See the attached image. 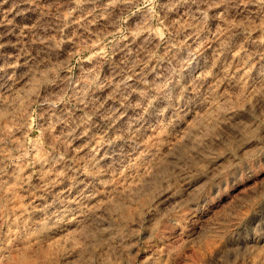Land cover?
I'll use <instances>...</instances> for the list:
<instances>
[{"label": "rangeland", "instance_id": "374dc122", "mask_svg": "<svg viewBox=\"0 0 264 264\" xmlns=\"http://www.w3.org/2000/svg\"><path fill=\"white\" fill-rule=\"evenodd\" d=\"M168 1L131 0L126 5L116 0H0L9 7L17 6L18 11L15 21L8 24L0 9V264H264V0H212L217 7L210 10L203 7L211 0ZM194 12L203 14L198 18ZM212 31L217 36V60L230 63L232 51L246 64L244 79L214 74L208 67L209 53L201 49L209 44ZM192 32L197 45L187 40ZM141 34L145 39H139ZM135 55L145 58L137 61ZM195 69L201 70L194 83L197 91L187 97L184 82ZM203 82L211 88L210 95L201 94ZM108 87H112L110 91ZM118 105L122 117L111 119ZM132 121L136 129L156 130L158 140L151 143L147 134L141 140ZM84 127L89 132L86 140L106 136L104 162L91 163L89 153L75 155L60 141L68 129ZM137 152L128 170L124 157ZM47 154L54 157L43 171L38 164ZM118 159L125 160L124 164ZM54 175L60 178L59 184L70 188L67 198L51 183ZM88 194L92 199L85 197ZM72 196H77L72 203L80 215L76 223L58 214Z\"/></svg>", "mask_w": 264, "mask_h": 264}, {"label": "bare ground", "instance_id": "6f19581e", "mask_svg": "<svg viewBox=\"0 0 264 264\" xmlns=\"http://www.w3.org/2000/svg\"><path fill=\"white\" fill-rule=\"evenodd\" d=\"M20 1H21V0H20ZM26 1H27V0H26ZM116 1H119L120 4H124V3H126V2H130V3H131V0H116ZM167 1H168V0H167ZM175 1H176V0H175ZM175 1H173V2H175ZM178 1H179V0H178ZM182 1H183V0H182ZM214 1H216V0H214ZM217 1H218V0H217ZM217 1H216V2H217ZM221 1H222V0H221ZM221 1H220V2H221ZM229 1H231V0H229ZM229 1H227V2H229ZM238 1H240V0H238ZM245 1H246V0H245ZM6 2H7V1H6ZM12 2H13V1H12ZM111 2H112V1H111ZM168 2H169V1H168ZM168 2H167V3H168ZM204 2H205V1H204ZM242 2H243V1H242ZM24 3H25V2H24ZM108 3H109V2H108ZM108 3H107V4H108ZM169 3L171 4V2H169ZM179 3H180V2H179ZM230 3L232 4V2H230ZM230 3H228V4H230ZM235 3H236V2H235ZM239 3H240V2H239ZM9 4H10V3H9ZM13 4H14V3H13ZM13 4H12V5H13ZM17 4H19V2H18ZM105 4H106V2H105ZM175 4H176V2H175ZM182 4H183V3H182ZM201 4H202V3H201ZM203 4H204V3H203ZM217 4H218V3H217ZM221 4H222V3H221ZM223 4H224V3H223ZM237 4H238V3H237ZM255 4H256V3H255ZM259 4H260V3H259ZM22 5H23V3H22ZM111 5H112V4H111ZM115 5H116V3H115ZM126 5H127V3H126ZM179 5H180V4H179ZM183 5H184V4H183ZM197 5H198V4H197ZM199 5H200V4H199ZM219 5H220V4H219ZM238 5H239V4H238ZM19 6H20V5H19ZM177 6H178V5H176V7H177ZM190 6H191V5H190ZM204 6H205V7H203V5H202V7L205 8L206 10H207V9H209V10H210V9H214L215 7H217V6H216V3L213 4L212 0H211V2L206 1V3H205ZM220 6H221V5H220ZM227 6H228V5H227ZM249 6H250V4H249ZM252 6H253V4H252ZM260 6H261V4H260ZM21 7H22V6H21ZM21 7H18V9L21 8ZM101 7H102V5H101ZM105 7H106V6H105ZM108 7H109V6H108ZM202 7H201V8H202ZM218 7H219V6H218ZM246 7H247V6H246ZM254 7H255V6H254ZM13 8H14V9H13ZM13 8H12V7H9V6L6 5L5 3L3 4V2H2V3L0 2V9H1L2 12H3V15H2V16H3V20H4L6 23H8V24H9L10 21H12V22L15 21V19H16V17H17V13H16V12H18V11H15V8H17V6H16V7L13 6ZM102 8H104V7H102ZM106 8H107V7H106ZM111 8L113 9V6H112ZM118 8H119V6H118ZM184 8H185V7H184ZM193 8H195V6H194ZM247 8H248V7H247ZM250 8L252 9L253 7H250ZM256 8H257V6H256ZM256 8H255V9H256ZM115 9H116V7H115ZM115 9H114V10H115ZM198 9H199V8H198ZM198 9H197V11H198ZM216 9H217V8H216ZM216 9H215V10H216ZM239 9H240V8H239ZM242 9H243V8H242ZM245 9H246V8H245ZM19 10H21V9H19ZM175 10H176V9H175ZM192 10L194 11V9H191V11H192ZM199 10H200V9H199ZM217 10H218V9H217ZM217 10H216V11H217ZM219 10H220V9H219ZM247 10H248V9H247ZM247 10H246V11H247ZM104 11H105V10H104ZM195 11H196V9H195ZM222 11H223V9H222ZM239 11H240V10H239ZM242 11H243V10H242ZM251 11H252V10H251ZM82 12L84 13V11H82ZM98 12H99V11H98ZM98 12H97V13H98ZM101 12H102V11H101ZM186 12H187V11H186ZM198 12H199V11H198ZM201 12H202V11H201ZM213 12H214V11H213ZM213 12L211 13V15L213 14ZM105 13H106V12H105ZM194 13H195V12H194ZM203 13H204V11H203ZM203 13H202V14H203ZM208 13H209V12H208ZM214 13H215V12H214ZM219 13H220V11H219ZM222 13H223V12H222ZM252 13H254V11H253ZM78 14H79V13H78ZM81 14H82V13H81ZM103 14H104V13H103ZM195 14H196L195 16L199 15V13H197V12H196ZM202 14L200 13V15H202ZM206 14H207V12H206ZM216 14H217V13H216ZM220 14H221V13H220ZM220 14H219V15H220ZM225 14H226V13H225ZM19 15H20V14H19ZM75 15H76V14H75ZM79 15H80V14H79ZM90 15H91V14H90ZM97 15H98V14H97ZM189 15H190V14H189ZM191 15H192V14H191ZM193 15H194V14H193ZM200 15H199V16H200ZM209 15H210V13H209ZM214 15H215V14H214ZM219 15H218V17H219ZM253 15H254V14H253ZM256 15H257V14H255V16H256ZM2 16H0V17H2ZM76 16H77V15H76ZM93 16H94V15H93ZM95 16H96V14H95ZM100 16H102V15H100ZM222 16H223V15H222ZM225 16H226V15H225ZM78 17H79V16H78ZM81 17H82V16H81ZM197 17H198V16H197ZM197 17H196V18H197ZM209 17H210V16H209ZM216 17H217V15H216ZM86 18H87V17H86ZM100 18H102V17H100ZM192 18H193V16H192ZM198 18H200V17H198ZM212 18H213V17H212ZM221 18H222V17H221ZM223 18L225 19L226 17H223ZM12 19H14V20H12ZM80 19L82 20V18H80ZM96 19H97V18H96ZM203 19H204V18H203ZM206 19H207V18H206ZM217 19H218V18H217ZM17 20H18V18H17ZM76 20H77V18H76ZM97 20H98V19H97ZM188 20H189V19H188ZM213 20H214V19H213ZM18 21H19V20H18ZM79 21H80V20H79ZM79 21H78V22H79ZM92 21L94 22V20H92ZM98 21H99V20H98ZM194 21H195V18H194ZM196 21H197V19H196ZM210 21H211V20H210ZM210 21H209V22H210ZM216 21H217V20H216ZM218 21H219V19H218ZM218 21H217V22H218ZM222 21H223V20H222ZM222 21L220 20V22H222ZM224 21H225V20H224ZM5 22H4V23H5ZM176 22H177V21H176ZM188 22L190 23V21H188ZM197 22H198V21H197ZM200 22H202V21H200ZM209 22H208V23H209ZM212 22H213V21H212ZM87 23L90 24L91 22L89 21V22H87ZM8 24H6V27H8ZM10 24H11V23H10ZM142 24H143V23H142ZM142 24H141V25H142ZM144 24H145V23H144ZM144 24H143V25H144ZM199 24H200V23H199ZM213 24H214V23H213ZM213 24H212V25H213ZM223 24H224V23H223ZM12 25H13V24H12ZM12 25H11V26H12ZM171 25H172V24H171ZM192 25H193V24H192ZM196 25H197V23H196ZM206 25H207V23H206ZM215 25H216V23H215ZM15 26H16V25H15ZM145 26H146V25H145ZM197 26H199V25H197ZM201 26H202V25H201ZM216 26H217V25H216ZM219 26H221V24H220ZM219 26H218V28H219ZM6 27H5V28H6ZM9 27H10V26H9ZM140 27H141V26H140ZM12 28H13V26H12ZM141 28H142V27H141ZM145 28H146V27H145ZM200 28H202V27H200ZM209 28H210V27H209ZM212 28L215 29V28H217V27H214V25H213ZM142 29H144V28H142ZM187 29H188V28H187ZM187 29H186L185 31H187ZM189 29H190V28H189ZM191 29H193V28H191ZM203 29H205V28H203ZM222 29H223V28H222ZM6 30H7V29H6ZM10 30H11V29H10ZM183 30H184V29H183ZM215 30L218 31V29H215ZM223 30H224V29H223ZM223 30H222V31H223ZM11 31H12V30H11ZM185 31H184V33H185ZM188 31H192V30H188ZM196 31H197V30H196ZM207 31H209V29H208ZM151 32H152V31H151ZM202 32H203V31H202ZM205 32H206V31H205ZM196 33H197V32H196ZM199 33H200V31H199ZM223 33H224V31H223ZM225 33H226V32H225ZM225 33H224V34H225ZM144 34H145V33H144ZM201 34H202V33H201ZM220 34H221V33H220ZM128 35H129V34H128ZM139 35H140V34H139ZM149 35H150V34H149ZM185 35H186V34H185ZM205 35H206V34H205ZM207 35H209V34H207ZM225 35H226V34H225ZM144 36H145V35H144ZM144 36H143V37H144ZM153 36H154V34H153ZM223 36H224V35H223ZM223 36L221 35V37H223ZM131 37H132V36H131ZM143 37H142V34H141V36L139 37V39H141V38H142V39H145V38H143ZM150 37H151V35H150ZM202 37H203V36H202ZM2 38H3V36H2ZM147 38H149V37L146 36V39H147ZM154 38H155V37H154ZM156 38H157V37H156ZM185 38H186V37H185ZM200 38H201V37H200ZM200 38L198 37V39H200ZM208 38H209V44H208V45L206 44L207 46L204 47L203 50H202L201 48H200V49H201V51H206V53H207V52L209 53V54H207V55L210 56V61H208V59H206V60H207V62H209V63H208V67L214 72V74H219V75H221V76H228V75H230V76H241V77L243 78L242 75H246V70H247V69L245 70V65H246L245 63H243L242 61H238V60H240L241 58H240V59H239L238 57L236 58V57H235V54H232V51H231V54H230V55H233V56H232L231 59H230V60H231L230 63H228V64H223V63L219 62V61H221L222 59L219 60V61L217 60V58H220V56L217 55V51H218V49H217V47H216L217 36H216V34L212 31V33L210 34V36H208ZM218 38H219V37H218ZM137 39H138V38H137ZM137 39H135V40H137ZM139 39H138V40H139ZM142 39H141V40H142ZM195 39H196V34H195V33L192 32V33H189V34H188V36H187V40L191 43V45H193V43L195 42ZM203 39H204V37H203ZM223 39H225V38H223ZM128 40H129V39H128ZM148 40H149V39H148ZM152 40H153V39H152ZM152 40H150V41H152ZM181 40L183 41V39H181ZM201 40H202V38H201ZM220 40H221V38H220ZM125 41H126V40H125ZM129 41H130V40H129ZM146 41H147V40H146ZM153 41H154V40H153ZM155 41H157V40H155ZM199 41H200V40H199ZM199 41H198V42H199ZM206 41H207V40H206ZM132 42H133V41H132ZM135 42H137V41H134V43H135ZM143 42H144V41H143ZM143 42H142V44H140L141 47H142V45L144 44ZM175 42H176V41H175ZM180 42H181V41H180ZM184 42H185V41H184ZM126 43H127V41H126ZM134 43H133V44H134ZM139 43H140V42H139ZM139 43H138V44H139ZM181 43H182V42H181ZM195 43H196V42H195ZM195 43H194V44H195ZM201 43H203V42H201ZM129 44H130V43H129ZM154 44H155V43H154ZM186 44H187V43H186ZM221 44H222V43H221ZM223 44H224V40H223ZM122 45H123V44H122ZM149 45H150V44H149ZM181 45H182V44H181ZM189 45H190V44H189ZM189 45H188V47H189ZM196 45H197V43H196ZM126 46H127V45H126ZM136 46H137V45H136ZM138 46H139V45H138ZM151 46H152V45H151ZM199 46H200V45H199ZM143 47H144V49H145V46H143ZM146 47H147V46H146ZM186 47H187V46H186ZM188 47H187V48H188ZM200 47H201V46H200ZM218 47H219V45H218ZM150 48H151V47H150ZM196 48H198V47H196ZM196 48H195V49H196ZM219 48H220V47H219ZM221 48H222V46H221ZM223 48H224V46H223ZM223 48H222L221 50H223ZM226 48H227V46H226ZM140 49H141V48H140ZM140 49H139V50H140ZM142 49H143V48H142ZM151 49H152V48H151ZM151 49H150V50H151ZM171 49H172V48H171ZM189 49H190V48H189ZM191 49H192V46H191ZM193 49H194V48H193ZM137 50H138V48H137ZM219 50H220V49H219ZM133 51H135V50H133ZM173 51H174V50H173ZM189 51H190V50H189ZM201 51H200V52H201ZM223 51H224V50H223ZM127 52H128V54H129V51H127ZM141 52L143 53V50H141ZM219 52H220V51H219ZM224 52H225V51H224ZM226 52H228V51H226ZM131 53H133V52H130V54H131ZM134 53H135V52H134ZM149 53H150V52H149ZM179 53H180V52H179ZM192 53H194V52H192ZM201 53H202V52H201ZM201 53H200V54H201ZM204 53H205V52H204ZM139 54H140V53H139ZM196 54H197V53H196ZM225 54H226V53H225ZM227 54H228V53H227ZM236 54H237V53H236ZM124 55H125V54H124ZM136 55H137V54H136ZM136 55H135V56H136ZM140 55H142V54H140ZM143 55H144V54H143ZM146 55H147V53L145 54V56H146ZM188 55H189V54H188ZM193 55H194V54H193ZM207 55H206V56H207ZM221 55H222V54H221ZM190 56H191V55H190ZM197 56H199V55H197ZM201 56H202V55H201ZM216 56H218V57H216ZM136 57H137V56H136ZM138 57H139V56H138ZM138 57H137V58H138ZM142 57H143V56H142ZM142 57H141V58H142ZM146 57H147V56H146ZM194 57H195V56H194ZM221 57H222V56H221ZM241 57H242V56H241ZM126 58H127V57H126ZM141 58H140V59H141ZM143 58H145V57H143ZM205 58H206V57H205ZM207 58H208V57H207ZM223 58H224V57H223ZM225 58H226V57H225ZM132 59H133V58H131L130 61H132ZM140 59L138 58V59H136V60L138 61V60H140ZM195 59H196V58H195ZM228 59H229V58H228ZM228 59H227V60H228ZM237 59H238V60H237ZM127 60H128V59H127ZM143 60H144V59H143ZM152 60H153V59H152ZM230 60H229V61H230ZM241 60H242V59H241ZM245 60H246V59H245ZM197 61H198V60H197ZM222 61H223V60H222ZM142 62H143V61H142ZM147 62H148V60H147ZM147 62L145 61V63H147ZM199 62H200V61H199ZM225 62H226V60H225ZM130 63H131V62H130ZM139 63H140V62H139ZM148 63H149V62H148ZM203 63H204V62H203ZM142 64H144V62L141 63V65H140V66L143 67ZM182 64H183V63H182ZM182 64H181V65H182ZM198 64H199V63H198ZM201 64H202V63H201ZM244 64H245V65H244ZM130 65H131V64H130ZM247 65H248V62H247ZM262 65H263V64H262ZM4 66H5V65H4ZM132 66H133V64H132ZM132 66H131V68H133ZM136 66H137V65H136ZM148 66H149V65H148ZM188 66H190V65H188ZM195 66H196V65H195ZM195 66H194V67H195ZM197 66H198V65H197ZM200 66H201V65H200ZM204 66H205V68L207 67L205 64H204ZM191 67H192V66H191ZM191 67H190V68H191ZM194 67H193V68H194ZM134 68H135V67H134ZM140 68H141V67H140ZM181 68H182V67H181ZM184 68H185V67H184ZM193 68H192V69H193ZM202 68H203V67H202ZM249 68H250V67H249ZM136 69H137V68H136ZM138 69H139V68H138ZM141 69H142V68H141ZM147 69H148V68H147ZM147 69H146V70H147ZM251 69H252V68H251ZM143 70H144V69H143ZM143 70H141V72H142ZM181 70H182V69H181ZM206 70H207V69H206ZM10 71H11V70H10ZM133 71H134V70H133ZM138 71H139V70H138ZM202 71H203V69H202ZM208 71H209V69H208ZM247 71H248V70H247ZM188 72H190V71H188ZM261 72H262V71H261ZM137 73H138V72H137ZM183 73H184V72H183ZM183 73H182V74H183ZM200 73H201V70H199V69H195V70H194L192 73H190L189 76L186 78V80H185V82H184V85H185V88H186L187 97H188V94H189V93H192L193 91H195L194 89H197L196 87L198 86V84H196L197 86L194 88V86H195L194 83H195V80L198 79V78L200 77V75H201ZM248 73H249V72H248ZM257 73H258V72H257ZM259 73H260V71H259ZM6 74H7V72H6ZM115 74H116V72H115ZM134 74H135V73H134ZM142 74H143V72H142ZM144 74H145V73H144ZM261 74H262V73H261ZM261 74H259V75H261ZM150 75H151V74H150ZM177 75H178V74H177ZM187 75H188V74H187ZM207 75H208V73H207ZM121 76H122V75H121ZM137 76H138V74H137ZM145 76H146V75H145ZM171 76H172V75H171ZM17 77H19V76H17ZM17 77H16V79H17ZM21 77H22V76H21ZM114 77H115V76H114ZM118 77H120V76H118ZM125 77H126V76H125ZM148 77H149V76H148ZM207 77H208V76H207ZM207 77H206L205 81H206V80L209 81V80H208L209 78L207 79ZM252 77H253V74H252ZM256 77H257V76H256ZM164 78H165V76H164ZM169 78H171V77H169ZM173 78H175V77H173ZM178 78H179V77H178ZM182 78H183V77H182ZM204 78H205V77H204ZM259 78H260V77H259ZM6 79H7V78H6ZM11 79H12V78H11ZM25 79H26V78H25ZM85 79H86V78H85ZM118 79H119V78H118ZM118 79H117V80H118ZM123 79H124V78H123ZM179 79H180V78H179ZM243 79H244V78H243ZM247 79H248V77H247ZM254 79H255V78H254ZM13 80H14V79H13ZM19 80H20V78H19ZM23 80H24V79H23ZM23 80H22V81H23ZM79 80H80V79H79ZM110 80H111V79H110ZM133 80H134V79H133ZM143 80H144V79H143ZM159 80H160V78H159ZM230 80L232 81V79H230ZM257 80H258V79H257ZM6 81H7V80H6ZM8 81H9V79H8ZM16 81H17V80H16ZM16 81H14V82H16ZM108 81H109V80H108ZM111 81H112V80H111ZM125 81H127V80H125ZM128 81H129V78H128ZM176 81H177V79H176ZM227 81L229 82V78H228ZM231 81H230V82H231ZM18 82H19V81H18ZM18 82H17V83H18ZM23 82H24V81H23ZM82 82H83V80H82ZM98 82H99V81H98ZM104 82H105V83H104ZM104 82H102V83H104L102 89H104V91H105V89H107V88H106V87H107V86H106V82H107V81H104ZM112 82H113V81H112ZM118 82H119V81H118ZM133 82H134V81H133ZM163 82H164V81H163ZM167 82H168V81H167ZM173 82H174V80H173ZM222 82H223V80H222ZM5 83H6V82H5ZM78 83H80V85H82L81 82L78 81ZM102 83H101V84H102ZM114 83H115V82H114ZM114 83H113V85H115ZM116 83H117V82H116ZM136 83H137V82H136ZM138 83H139V82H138ZM171 83H172V82H171ZM203 83H204V86H203V87L200 86V87H201V92H202V93H201V92H200V93H201V94H204V95H207V94L210 93V91H211L210 89H211V88H209V87L206 85L207 82H203ZM240 83H241V81H240ZM254 83H257V82H254ZM260 83H261V82H260ZM7 84H8V83H7ZM11 84H12V82H11L10 84H8V85H11ZM18 84H19V83H18ZM18 84H16V87H17ZM21 84H22V83H21ZM122 84H127V83H122ZM122 84H120V85H122ZM134 84H135V82H134ZM166 84H167V83H166ZM181 84H183L182 81H181ZM200 84H201V83H200ZM207 84H208V83H207ZM220 84H221V83H220ZM237 84H239V83H237ZM237 84H236V85H237ZM8 85H7V86H8ZM13 85H15V84H13ZM76 85H77V84H76ZM109 85H110V84H109ZM118 85H119V83H118ZM177 85H178V84H177ZM209 85H210V84H209ZM213 85H214V84H213ZM213 85H212V86H213ZM231 85H232V83H231ZM234 85H235V84H234ZM20 86H22V85H20ZM85 86H86V85H85ZM89 86H90V85H89ZM101 86H102V85H100V87H101ZM110 86H111V85H110ZM129 86H130V85H129ZM159 86H161V85H159ZM165 86H166V85H165ZM210 86H211V85H210ZM212 86H211V87H212ZM221 86H222V85H221ZM13 87L16 88L15 86H13ZM22 87H24V86H22ZM75 87H76V86H75ZM77 87H78V86H77ZM83 87H84V86H83ZM83 87H82V88H83ZM112 87H113V86H112ZM112 87H110V88H112ZM120 87H121V86H120ZM122 87H123V85H122ZM124 87H125V85H124ZM127 87H128V85H127ZM171 87H172V85H171ZM3 88H5V87H3ZM3 88H2V89H3ZM11 88H12V87H11ZM14 88H13V89H14ZM90 88H91V86H90ZM90 88H89V89H90ZM108 88H109V87H108ZM110 88H109V91H110ZM118 88H119V87H118ZM130 88H131V87H130ZM174 88H175V87H174ZM8 89H9V88H8ZM13 89H12V92H13ZM17 89H18V88H17ZM19 89H20V87H19ZM80 89H81V88H80ZM80 89H79L77 92H79ZM91 89H92V88H91ZM102 89H101V90H102ZM125 89H126V88H125ZM131 89H132V88H131ZM134 89H135V86H134ZM143 89H144V88H143ZM159 89L164 90V89L161 88V87H160ZM20 90H21V89H20ZM81 90H82V89H81ZM111 90H112V89H111ZM115 90H116V89H115ZM171 90H172V89H171ZM171 90H170V91H171ZM199 90H200V89H199ZM213 90H214V89H213ZM215 90H216V89H215ZM215 90H214V92H215ZM220 90H221V88H220ZM220 90H219V91H220ZM9 91L11 92V90H8V92H9ZM120 91H121V90H120ZM122 91H123V90H122ZM125 91H126V90H125ZM129 91H130V90H129ZM131 91H132V90H131ZM184 91H185V90H184ZM196 91H197V90H196ZM196 91H195V92H196ZM5 92H6V91H5ZM14 92H15V91H14ZM18 92H19V91H18ZM101 92H102V91H101ZM118 92H119V91H118ZM133 92H134V91H133ZM137 92H138V90H137ZM159 92H160V91H159ZM172 92L174 93V95H175L176 97H177V94H179V93H178V90H177V87H176V88L174 89V91H172ZM172 92H171V94H172ZM102 93H103V92H102ZM104 93H105V92H104ZM104 93H103V94H104ZM111 93H112V91H111ZM121 93H122V92H121ZM121 93H120V94H121ZM127 93H128V90H127ZM140 93H141V92H140ZM145 93H146V92H145ZM180 93H181V92H180ZM211 93L213 94V92H211ZM224 93H225V92H224ZM76 94H77V93H76ZM81 94H82V93H81ZM86 94H88V93H86ZM92 94H93V93H92ZM95 94H96V93H95ZM100 94H101V93H100ZM113 94H114V93H113ZM118 94H119V93H118ZM131 94H133V93H131ZM134 94H135V93H134ZM137 94H138V93H137ZM142 94H143V92H142L140 95H142ZM157 94H158V93H157ZM168 94H169V93H168ZM192 94H194V92H193ZM215 94H216V93H215ZM220 94H221V93H220ZM222 94H223V93H222ZM226 94H227V93H226ZM88 95H89V94H88ZM93 95H94V94H93ZM98 95H99V94H98ZM111 95H112V94H111ZM114 95H115V94H114ZM121 95H122V94H121ZM121 95H120V96H121ZM140 95H139V96H140ZM158 95H159V94H158ZM182 95H183V94H182ZM196 95H197V94H196ZM209 95H210V94H209ZM217 95H219V94H217ZM83 96H87V95H83ZM94 96H95V95H94ZM117 96H119V95H117ZM120 96H119V98H120ZM125 96H126V95H125ZM125 96H124V97H125ZM127 96H128V95H127ZM129 96H130V95H129ZM132 96H133V95H132ZM135 96H136V94H135ZM148 96H149V95H148ZM148 96H147V97H148ZM154 96H155V95H154ZM162 96H163V95H162ZM172 96H173V95H172ZM172 96H171V97H172ZM197 96H198V95H197ZM213 96H214V95H213ZM221 96H222V95H221ZM224 96H226V95L224 94ZM79 97H80V99H81V98H82V95H80ZM136 97H138V96H136ZM147 97H146V99H147ZM159 97H160V96H159ZM171 97H170V99H171V101H172V98H173L174 96H173L172 98H171ZM176 97H175V98H176ZM190 97H191V95H190ZM193 97H195V96L193 95ZM198 97H200V95H199ZM226 97H227V96H226ZM125 98H126V97H125ZM144 98H145V97H144ZM144 98H143V99H144ZM152 98H153V97H152ZM157 98H158V97H157ZM165 98H166V97H165ZM207 98H208V97H207ZM211 98H212V97L210 96V99H211ZM83 99H84V97H83ZM85 99H87V98L85 97ZM85 99H84V100H85ZM122 99H124V98H122ZM129 99H130V98H129ZM129 99H128V100H129ZM135 99H136V98H135ZM140 99H141V98L138 97V99H137L136 101L139 100V101L141 102ZM148 99H149V98H148ZM148 99H147V101H148ZM185 99H187V98H185ZM185 99H184V100H185ZM212 99H213V98H212ZM95 100H96V99H95ZM95 100H93V101H95ZM157 100H158V99H157ZM174 100H175V99H174ZM187 100H188V99H187ZM190 100H191V99H190ZM192 100H194V102H195V98L192 99ZM205 100H206V99H205ZM2 101H3V100H2ZM77 101H78V100H77ZM93 101H92V102H93ZM131 101H132V100H131ZM136 101H135V103H136ZM142 101H143V100H142ZM145 101H146V100H145ZM161 101H162V100H161ZM163 101H164V100H163ZM169 101H170V100H169ZM179 101H180V100H179ZM182 101H183V99H182ZM188 101H189V100H188ZM197 101H198V99H197ZM199 101H200V100H199ZM207 101H209V100L207 99ZM214 101H215V100H214ZM220 101H221V100H220ZM0 102H1V101H0ZM84 102H85V101H84ZM87 102H88V100H87ZM100 102H101V101H100ZM103 102H104V101H103ZM124 102H125V101H124ZM184 102H185V101H184ZM1 103H2V102H1ZM80 103H81V102H80ZM105 103H106V102H105ZM143 103H144V102H143ZM154 103H156V102H154ZM169 103H170V102H169ZM191 103H192V102H191ZM200 103H201V101H200ZM204 103H205V102H204ZM210 103H211V102H210ZM215 103H216V101H215ZM2 104H3V103H2ZM91 104H94V102L91 103ZM117 104H118V103H117ZM127 104H128V103H127ZM137 104H138V103H137ZM156 104H157V103H156ZM158 104H159V103H158ZM163 104H164V103H163ZM163 104H162V105H163ZM180 104H181V102L179 103V105H180ZM182 104H183V103H182ZM184 104H185V103H184ZM188 104H189V103H188ZM193 104H194V103H193ZM198 104H199V103H198ZM198 104H196V105L199 106ZM207 104H208V103H207ZM207 104H205V105H207ZM94 105H95V104H94ZM99 105H100V104H99ZM122 105H123V104H122ZM124 105H125V104H124ZM129 105H130V103H129ZM133 105H134V104H133ZM141 105L145 106V105H147V104H146V102H145V105H144V104H141ZM153 105H155V104H153ZM167 105H168V104H167ZM173 105H174V103H172V106H173ZM205 105H204V107H205ZM211 105H212V104H211ZM85 106H86V105H85ZM97 106H98V105H97ZM102 106H103V105H102ZM113 106H116V105L114 104ZM136 106H137V105H136ZM138 106H139V104H138ZM182 106H183V105H182ZM188 106H189V105H188ZM188 106H187L186 108H188ZM194 106H195V105H194ZM98 107H99V106H98ZM147 107H148V106H146V108H147ZM165 107H166V106H165ZM184 107H185V106H184ZM202 107H203V106H202ZM204 107L202 108L203 110L205 109ZM209 107H210V106H209ZM212 107H213V106H212ZM217 107H218V106H217ZM103 108H104V106H103ZM115 108H116V107H115ZM122 108H123V107H122ZM128 108H129V107H128ZM133 108H135V107H133ZM137 108H138V110H139V107H137ZM148 108H149V107H148ZM150 108H152V107H150ZM156 108H157V107H156ZM170 108H171V107H170ZM176 108H178V110L180 109L179 106L176 107ZM176 108H175V109H176ZM191 108H192V106H191ZM197 108H198V107H197ZM197 108H193V109H197ZM96 109H97V108H96ZM105 109H106V108H105ZM126 109H127V108H126ZM130 109H131V108H130ZM157 109H158V108H157ZM171 109H172V108H171ZM171 109H170V110H171ZM213 109H214V108H213ZM213 109H212V110H213ZM216 109H217V108H216ZM51 110H53V109H51ZM51 110H50V112H51ZM89 110H91V108H90ZM99 110H100V109H99ZM122 110H123V109H121V108L119 107V105H118V107H117L115 110L113 109V112L111 113V115H110L109 117H110L111 119H115V120H117V119H121V117H122ZM132 110H133V109H132ZM134 110H135V109H134ZM173 110H174V109H173ZM181 110H183V108H181ZM191 110H192V109H191ZM206 110H207V109H206ZM47 111H48V110H47ZM53 111H54V110H53ZM55 111H56V110H55ZM57 111H58V110H57ZM61 111H62V110H61ZM63 111H64V110H63ZM108 111H109V110H108ZM127 111H128V109H127ZM140 111H141V110H140ZM140 111H138V112H140ZM156 111H157V110H156ZM156 111H155V112H156ZM160 111H161V110H160ZM166 111H167V110H166ZM174 111H175V110H174ZM209 111H210V110H209ZM66 112H67V111H66ZM99 112H100V111H99ZM101 112H102V111H101ZM101 112H100V113H101ZM136 112H137V111H136ZM170 112H171V111H170ZM179 112H181V111H179ZM187 112H188V111H187ZM100 113H99V114H100ZM109 113H110V112H109ZM143 113H144V112H143ZM149 113H150V112H149ZM167 113H168V112H167ZM167 113H166V114H167ZM175 113H176V112H175ZM203 113H204V112H203ZM212 113H213V112H211V114H212ZM96 114H97V113H96ZM103 114H104V113H103ZM103 114H100V115H103ZM126 114H127V113H126ZM126 114H125V115H126ZM140 114H141V113H140ZM170 114H173V112L170 113ZM187 114H188V113H187ZM106 115H107V114H106ZM106 115H105V116H106ZM132 115H133V114H132ZM134 115H136V114H134ZM145 115H146V114H145ZM152 115H153V114H152ZM155 115H156V114H155ZM180 115H181V114H180ZM193 115H195V114H193ZM208 115H210V114H208ZM49 116H50V115H49ZM94 116H95V115H94ZM129 116H130V115H129ZM138 116H139V118H140V115H138ZM150 116H151V115H150ZM158 116H159V115H158ZM158 116H157V117H158ZM171 116H172V115H171ZM190 116L192 117V115H190ZM202 116H203V115H202ZM206 116H207V115H206ZM210 116L212 117V115H210ZM52 117H53V114H52ZM79 117H80V116H79ZM107 117H108V116H107ZM107 117H106V118H107ZM127 117H128V116H127ZM135 117H136V116H135ZM148 117H149V116H148ZM148 117H147V118H148ZM153 117H154V115H153ZM155 117H156V116H155ZM155 117H154V118H155ZM208 117H209V116H208ZM48 118H49V117H48ZM48 118H47V119H48ZM92 118H93V117H92ZM133 118H134V117H133ZM133 118H132V119H133ZM162 118H163V117H162ZM168 118H169V117H168ZM178 118L180 119L179 116H178ZM178 118L176 117L177 120H175V121H178ZM189 118H190V117H189ZM59 119H60V118H59ZM59 119H58V120H59ZM83 119H84V118H83ZM93 119H94V118H93ZM96 119H97V118H96ZM101 119H102V118H101ZM108 119H109V118H108ZM123 119H124V118H123ZM125 119H127V118H125ZM140 119H142V118H140ZM143 119H144V118H143ZM148 119H149V118H148ZM148 119H147V120H148ZM151 119H153V118H151ZM158 119H159V118H158ZM172 119H173V118H172ZM172 119H171V122H172ZM181 119H182V118H181ZM61 120H63V119H61ZM61 120H60V121H61ZM90 120H91V119H90ZM90 120H88V122H89ZM97 120H98V119H97ZM106 120H107V119H106ZM106 120H105V121H106ZM109 120H110V119H109ZM134 120H135V119H134ZM136 120H137V119H136ZM136 120H135V121H136ZM164 120H165V118H164ZM47 121L49 122V120H47ZM77 121H78V120H77ZM81 121H82V120H81ZM81 121L79 120V122H81ZM100 121H101V120H100ZM111 121H112V120H111ZM126 121H127V120H126ZM135 121H132L133 123L131 124V126L133 125V126H132V127H134L133 130H136L137 133H139V134L141 135V136L139 135V136L141 137L140 139L142 140V137H144V135L147 134V136H148V138H149L148 141H150L151 143L154 144V142L158 140V136H157V134H154V132H155L156 130L153 132L151 128H148V127H146V126H142V125H140V126H142V127L136 129V127H135L136 124L134 123ZM137 121H138V120H137ZM144 121H145V120H144ZM160 121H161V120H160ZM175 121H174V122H175ZM180 121H181V120H180ZM52 122H53V121H52ZM56 122H57V121H56ZM82 122H83V121H82ZM94 122H96V121L94 120ZM108 122H109V121H108ZM123 122H124V121H123ZM123 122H122V123H123ZM127 122H128V121H127ZM147 122H148V121H147ZM154 122H155V121H154ZM183 122H184V121H183ZM185 122H188V121H185ZM124 123H125V122H124ZM152 123H153V121H152ZM159 123H160V122H159ZM163 123H164V122H163ZM176 123L178 124V122H176ZM59 124H60V123H59ZM69 124H70V123H69ZM71 124H73V123H71ZM80 124H81V123H80ZM86 124H87V123H86ZM86 124H85V125H86ZM101 124H102V123H101ZM112 124H113V123H112ZM115 124H116V123H115ZM115 124H113V125H115ZM118 124H119V123H118ZM139 124H140V123H139ZM141 124H142V123H141ZM144 124H146V122H145ZM150 124H151V123H149V125H150ZM154 124H155V123H154ZM154 124H153V125H154ZM168 124H169V123H168ZM179 124H180V123H179ZM179 124H178V125H179ZM47 125H48V124H47ZM54 125H57V124H54ZM54 125H53V126H54ZM83 125H84V124H83ZM83 125H81V126H83ZM89 125H91V124H89ZM92 125H93V124H92ZM92 125H91V126H92ZM113 125H111V126H113ZM129 125H130V124H129ZM162 125H163V124H162ZM162 125H161V126H162ZM174 125H175V124H174ZM180 125H181V124H180ZM182 125H183V124H182ZM182 125H181V126H182ZM50 126H52V124H51ZM50 126H49V127H50ZM78 126H79V125H78ZM119 126H120V125H119ZM151 126H152V125H151ZM158 126H159V125H158ZM186 126H187V125H186ZM56 127H57V126H56ZM63 127H64V126H63ZM72 127H73V125H72ZM95 127H96V126H95ZM156 127H157V126H156ZM171 127H172V126H171ZM178 127H180V126H178ZM178 127H176L177 130H178ZM69 128H70V127H69ZM89 128H90V127H89ZM93 128H94V127H93ZM93 128H92V129H93ZM114 128H115V127H114ZM153 128H154V127H153ZM173 128H175V127H173ZM180 128H181V127H180ZM55 129H56V128H55ZM58 129H59V128H58ZM64 129H65V128H64ZM86 129H87V128H86ZM86 129H85V127H84V128H80L78 131H77L76 128H75V129H71V130L68 129L67 132H65V134H63L61 137L57 135V138L60 137V141L64 142V143H62V144L67 145V147H69L70 150L72 151V153L75 154V155L82 156L83 154H86L85 152L89 153V154L91 155V159H90L91 163H92V162H95V161H100V162H101V161L105 160V159H106V155H107V154H106V153H107V151H106V146H107V145H106V143L104 142V140H106V139H105L106 136H104V140H102L101 138H98V137H97V139L94 138V137L92 138V139H96V140H86V139H85V138H86V133H87V132H86ZM95 129H96V128H95ZM128 129H129V128H128ZM155 129H156V128H155ZM157 129H158V127H157ZM167 129H168V128H167ZM167 129H166V130H167ZM53 130H54V128H53ZM60 130H62V127L60 128ZM89 130H90V129H89ZM89 130H88V131H89ZM114 130H115V129H114ZM114 130H112V131H114ZM116 130H117V129H116ZM119 130H120V129H119ZM169 130H170V129H169ZM177 130H176V131H177ZM45 131H46V130H45ZM62 131H63V130H62ZM91 131H92V130H91ZM127 131H128V130H127ZM129 131H131V130H129ZM129 131L127 132L128 134H130ZM167 131H168V130H167ZM176 131H175V132H176ZM119 132H120V131H119ZM170 132H172V130H171ZM179 132H180V131H179ZM182 132H184V131H182ZM46 133H47V132H46ZM53 133H54V132H53ZM88 133H89V132H88ZM88 133H87V134H88ZM90 133H91V132H90ZM93 133H94V131H93ZM97 133H98V129H97ZM97 133H95V134H97ZM100 133H101V132H100ZM124 133H125V131H124ZM50 134H51V133H50ZM115 134H116V133H115ZM119 134H120V133H119ZM121 134H122V133H121ZM161 134H162V133H161ZM173 134H174V132H173ZM179 134H180V133H179ZM185 134H186V133H183L184 137H185ZM104 135H106V134H104ZM122 135H123V134H122ZM122 135H121V136H122ZM134 135H135V134H134ZM54 136H55V135H54ZM100 136H101V135H100ZM119 136H120V135H119ZM125 136H126V135H125ZM131 136H132V135H131ZM137 136H138V135H137ZM147 136H146V137H147ZM162 136L164 137L163 134H162ZM166 136H167V135H166ZM89 137H90V136H89ZM95 137H96V136H95ZM108 137H109V136H108ZM174 137H175V136H174ZM178 137H180V136H178ZM54 138L56 139V136L53 137V139H54ZM87 138H88V137H87ZM102 138H103V136H102ZM130 138H131V137H130ZM132 138L134 139V137H132ZM53 139H52V140H53ZM107 139H108V138H107ZM116 139H117V138H116ZM120 139H121V138H120ZM120 139H119V141H120ZM135 139H137V137H136ZM173 139H174V138H173ZM181 139H182V138H181ZM184 139H185V138H184ZM122 140H123V139H122ZM141 140H140V141H141ZM168 140H169V139H168ZM185 140H186V139H185ZM185 140H183V141H185ZM56 141H57V140H56ZM58 141H59V139H58ZM117 141H118V140H117ZM124 141H125V140H124ZM135 141L137 142V140H135ZM138 141H139V140H138ZM140 141H139V142H140ZM125 142H126V141H125ZM127 142H128V141H127ZM113 143H114V142H113ZM133 143H134V142H133ZM133 143H132V144H133ZM56 144H57V143H56ZM59 144H60V143H59ZM114 144H115V143H114ZM114 144H112V145H114ZM116 144H117V143H116ZM116 144H115V145H116ZM123 144H124V142H123ZM128 144L130 145L131 143H128ZM137 144H138V143H137ZM158 144H159V143H158ZM170 144H171V143H170ZM60 145H61V144H60ZM105 145H106V146H105ZM126 145H127V144H126ZM147 145H148V144H147ZM166 145H167V144H166ZM110 146H111V145H110ZM117 146H118V145H117ZM153 146H154V145H153ZM60 147H61V146H60ZM123 147H124V146H123ZM126 147H127V146H126ZM134 147H135V146H134ZM134 147H133V148H134ZM138 147H139V146H138ZM165 147H166V146H165ZM64 148H66V147L64 146ZM115 148H116V147H115ZM128 148H129V146H128ZM131 148H132V147H131ZM144 148H145V146H144ZM151 148H152V147H151ZM58 149H59V148H58ZM67 149H68V148H67ZM109 149H110V148H109ZM129 149H130V148H129ZM139 149H140V148H139ZM149 149H150V148H148V150H149ZM70 150H69V151H70ZM112 150H113V149H112ZM121 150H122V149H121ZM121 150H120V156H121ZM152 150L155 151V149H152ZM160 150H161V149H160ZM67 151H68V150H67ZM71 151H70V152H71ZM108 151H109V150H108ZM110 151H111V150H110ZM118 151H119V149H118ZM123 151L125 152V149H124ZM126 151H127V150H126ZM146 151H147V150H146ZM149 151H150V150H149ZM128 152H130V151H128ZM134 152L136 153V151H134ZM51 153H52V152H51ZM54 153H55V152H54ZM135 153H134V156H131V157H128V158H127V156L130 155V153H129V155H127L126 157H124L125 160L128 159L127 166L125 165V167L128 168V170H131V169H130L131 166H132V163H131L132 161H131V160L136 159V156L139 155V152H137L136 155H135ZM143 153H144V151H143ZM44 154H45V153H44ZM58 154H59V153H58ZM110 154H113V153H110ZM114 154H116V153H114ZM123 154H124V153H123ZM123 154H122V155H123ZM126 154H127V153H126ZM131 154L133 155V153H131ZM86 155H88V154H86ZM86 155H85V156H86ZM124 155H125V154H124ZM144 155H145V154H144ZM148 155H149V153H148ZM42 156H43V153H42ZM42 156H39V157H42ZM55 156H56V155H55ZM85 156H84V157H85ZM109 156H112V155H109ZM53 157H54V156H53ZM53 157L48 156V154H47V156L43 157L42 160L40 159L38 166H39L41 169H43V171H44V168H46V165H47L49 162L52 163V162H51V158H53ZM112 157H113V156H112ZM112 157H111V158H112ZM114 157H115V155H114ZM117 157H118V156H117ZM142 157L144 158V156H142ZM145 157H146V156H145ZM147 157L149 158V156H147ZM86 158H87V157H86ZM119 158H120V157H119ZM122 158H123V157H122ZM151 158H152V157H151ZM153 158H154V157H153ZM55 159H56V158H55ZM84 159H85V158H84ZM84 159H83V161H84ZM88 159H89V158H88ZM88 159H87V160H88ZM108 159H109V158H108ZM57 160H59V159H57ZM57 160H56V161H57ZM113 160H114V159H113ZM113 160H112V161H113ZM118 160H119V159H118ZM125 160H124V162H125ZM53 161H54V159H53ZM59 161H60V160H59ZM81 161H82V160H81ZM112 161H111V162H112ZM119 161H122V162H123V160H119ZM119 161H118V163H119ZM139 161H140V159H139ZM143 161H144V160H143ZM150 161H151V160H150ZM153 161H154V160H153ZM155 161H156V160H155ZM54 162H55V161H54ZM84 162H85V161H84ZM103 162H104V161H103ZM103 162H102V163H103ZM108 162H109V161H108ZM124 162H123V164H124ZM145 162H146V161H145ZM59 163H60V162H59ZM75 163H76V162H75ZM79 163H80V162H79ZM112 163H113V162H112ZM114 163H115V161H114ZM114 163H113V164H114ZM108 164L110 165V163H108ZM115 164H116V163H115ZM121 164H122V163H121ZM123 164H122V165H123ZM125 164H126V163H125ZM142 164H143V162H142ZM90 165H91V164H90ZM102 165H103V164H102ZM118 165H119V164H118ZM122 165H121V166H122ZM133 165H134V164H133ZM47 166H48V165H47ZM54 166L57 167V165H55V164L53 165V167H54ZM61 166H62V165H61ZM64 166H65V165H64ZM80 166H81V165H80ZM87 166H89V165H87ZM105 166L107 167V165H105ZM112 166H113V165H112ZM147 166H148V165H147ZM39 167H38V168H39ZM56 167H55V168H56ZM103 167H104V165H103ZM106 167H105V168H106ZM136 167H137V166H136ZM40 168H39V169H40ZM51 168H52V166H51ZM77 168H78V167H77ZM80 168H81V167H80ZM107 168H109V167H107ZM113 168H114V167H113ZM118 168H119V167H118ZM126 168H125V169H126ZM133 168H134V167H133ZM139 168H140V167H139ZM49 169H50V168H49ZM60 169H61V168H60ZM62 169H63V167H62ZM93 169H94V167H93ZM143 169H144V168H143ZM146 169H147V168H146ZM52 170H53V169H52ZM54 170H55V169H54ZM54 170H53V171H54ZM77 170H78V169H77ZM98 170H99V169H98ZM103 170H104V169H103ZM103 170H102V171H103ZM114 170H115V168H114ZM119 170H120V169H119ZM128 170H127V171H128ZM136 170H138V169H136ZM53 171H52V172H53ZM55 171H56V170H55ZM81 171H83V170H81ZM105 171H107V170L105 169ZM105 171H104V172H105ZM112 171H113V170H112ZM120 171H121V170H120ZM127 171H126V172H127ZM134 171H135V170H134ZM153 171H155V170H153ZM40 172H41V171H40ZM93 172H94V171H93ZM97 172H98V171H96V173H97ZM104 172H102V173H104ZM109 172H110V170H109ZM116 172H117V171H116ZM118 172H119V171H118ZM131 172H132V171H131ZM89 173H90V172H89ZM106 173H107V172H106ZM119 173H120V172H119ZM121 173H122V172H121ZM132 173H134V172H132ZM142 173H143V172H142ZM144 173H145V172H144ZM51 174H53V173H51ZM59 174H60V173H59ZM94 174H95V173H94ZM104 174H105V173H104ZM115 174H117V173H115ZM115 174H113V175H115ZM56 175H57V174H56ZM140 175H141V174H140ZM45 176H46V174H45ZM57 176H58V175H57ZM57 176L54 175V176L52 177V179H51V177H50V179H51V181H52L51 183H53V186L58 187V189H59L58 191H59V192L61 193V195H62L61 197L66 196V195L68 196V193H69V192H67V191H69L70 188H68V189H67V188H64V187L67 185L66 183H65L66 185H64V186L61 185V184H59V183H60V178H58V177H60V175H59L58 177H57ZM62 176H64V175H62ZM67 176H68V175H67ZM82 176H85V175H82ZM95 176H96V174H95ZM99 176H101V173H100ZM145 176H146V175H145ZM65 177H66V176H65ZM72 177H73V176H72ZM102 177H103V176H102ZM126 177H128V175H127ZM129 177H130V175H129ZM48 178H49V177H48ZM83 178H84V177H83ZM85 178H86V177H85ZM95 178H96V177H95ZM103 178H104V177H103ZM140 178H141V177H140ZM147 178H148V177H147ZM147 178H146V179H147ZM149 178H151V177H149ZM62 179H63V178H62ZM66 179H67V178H66ZM130 179H131V178H130ZM130 179H129V180H130ZM134 179H135V177H134ZM45 180H46V179H45ZM45 180H44V181H45ZM47 180H48V179H47ZM73 180H75V179H73ZM132 180H133V178H132ZM141 180H142V179H141ZM147 180H148V179H147ZM62 181H63V180H62ZM84 181H86V179H85ZM129 182H130V181H129ZM61 183H62V182H61ZM74 183H75V182H74ZM77 183H78V184H81V180L78 179V180H77ZM77 183H76V184H77ZM84 183H85V182H84ZM44 184H45V183H44ZM46 184H47V183H46ZM48 184H49V183H48ZM71 184H72V183H71ZM85 184H86V183H85ZM50 185H51V184H50ZM74 185H75V184H74ZM82 185H83V184H82ZM53 186H52V187H53ZM67 186H68V185H67ZM71 186H73V185H71ZM78 186L80 187V185H78ZM104 186H105V185L103 184V187H104ZM131 186H132V185H131ZM55 187H54V188H55ZM79 187H78V189H79ZM81 187H82V186H81ZM105 187H106V186H105ZM46 188H47V186H46ZM46 188H45V189L43 188V189L46 190ZM54 188H53V189H54ZM47 189H48V188H47ZM49 189H50V188H49ZM49 189H48V190H49ZM53 189H51V190H53ZM73 189H74V187H73ZM71 190H72V189H71ZM49 191H50V190H49ZM56 191H57V190H56ZM74 191H75V190H74ZM76 191H77V190H76ZM76 191H75V192H76ZM79 191H80V189H79ZM81 191H82V190H81ZM89 191H90V190H88V192H89ZM52 192H53V191H52ZM77 192H78V191H77ZM86 192H87V191H86ZM116 192H117V191H116ZM44 193H45V192H44ZM46 193H47V191H46ZM70 193H71V192H70ZM84 193H85V192H84ZM91 193H92V191H91ZM47 194H48V193H47ZM52 194H53V193H52ZM72 194H74V192H73ZM72 194H71V195H72ZM50 195H51V194H50ZM75 195H77V194H75ZM80 195H81V194H80ZM67 196H66V198H67ZM95 196H96V195H95ZM95 196H94V197H95ZM54 197H55V196H54ZM54 197H53V198H54ZM61 197H60V198H61ZM69 197H70V196H69ZM78 197H79V196H78ZM80 197H82V196H80ZM83 197H84V196H83ZM85 197H86L87 199H89V198L92 197V194H88V195H86ZM57 198H58V197H57ZM86 198H85V199H86ZM81 199H82V198H81ZM91 199H92V198H91ZM95 199H96V198H95ZM95 199H94V200H95ZM44 200H45V199H43L42 201H44ZM61 200H63V199H61ZM61 200H60V202H61ZM75 200H77V196H74V197L72 196V198L68 201V204H67V202H66L67 205L64 204V206H63L61 209L59 208V209H60V210H59V213H58V211H56V212H57L59 215H62L63 218H64V220L66 219V221L68 220L69 222H70V221H71V222L73 221V222L76 223V221H77L78 218H79V217H78L79 214H78V211H77L76 208H75V205L72 203L73 201L75 202ZM39 201H40V200H39ZM39 201H37V202L39 203ZM57 201H58V200H57ZM87 201H88V200H87ZM92 201H93V200H92ZM44 202H45V201H44ZM82 202H83V201H82ZM41 203H42V202H41ZM63 203H64V202H63ZM90 203H91V202H90ZM90 203H89V204H90ZM58 204H59V203H58ZM61 204H62V203H61ZM76 204H77V203H76ZM84 204H85V203H84ZM40 205H41V204H40ZM56 205H57V204H56ZM56 205H55V206H56ZM81 205H82V204H81ZM86 205H87V204H86ZM47 206H48V205H47ZM53 206H54V205H53ZM55 206H54V207H55ZM89 206H90V205H89ZM38 207H40V206H38ZM44 207H45V206H44ZM58 207H59V206H58ZM58 207H57V208H58ZM60 207H61V206H60ZM76 207H77V206H76ZM83 207H84V206H83ZM86 207H87V206H86ZM74 208H75V209H74ZM79 208H80V207H79ZM41 209H42V208H41ZM43 209H44V208H43ZM45 209H46V208H45ZM82 209H83V208H82ZM33 210H34V209H33ZM35 210H38V209H35ZM35 210H34V212H36ZM57 210H58V209H57ZM83 210H84V209H83ZM22 211H23V210H22ZM45 211H46V210H45ZM79 211H80V210H79ZM43 212H44V211H43ZM81 212H82V211H81ZM81 212H79V213H81ZM83 212H84V211H83ZM22 213H24V211H23ZM37 213H38V212H37ZM50 213H54V212H50ZM54 214H55V213H54ZM55 216H58V215H55ZM55 216H53V217H55ZM62 216H59V217H62ZM79 216H80V215H79ZM81 216H83V213H82ZM83 217H84V216H83ZM63 218H62V219H63ZM46 219H47V218H46ZM82 219H83V218H82ZM50 220H51V219H50ZM64 220H63V221H64ZM79 221H80V220H79ZM47 222H48V221H47ZM71 222H70V223H71ZM38 223H39V222H38ZM67 224H68V223H67ZM70 225H71V224H70ZM75 225H76V224H75ZM37 226H38V225H37ZM36 239H37V238H36Z\"/></svg>", "mask_w": 264, "mask_h": 264}]
</instances>
